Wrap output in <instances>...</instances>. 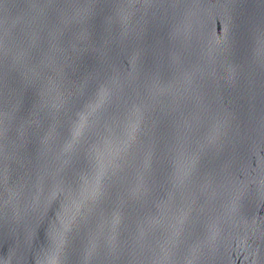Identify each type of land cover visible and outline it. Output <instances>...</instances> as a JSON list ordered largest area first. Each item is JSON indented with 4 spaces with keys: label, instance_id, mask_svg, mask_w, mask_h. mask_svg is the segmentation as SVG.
<instances>
[{
    "label": "water",
    "instance_id": "95a60500",
    "mask_svg": "<svg viewBox=\"0 0 264 264\" xmlns=\"http://www.w3.org/2000/svg\"><path fill=\"white\" fill-rule=\"evenodd\" d=\"M0 264H264V0H0Z\"/></svg>",
    "mask_w": 264,
    "mask_h": 264
}]
</instances>
